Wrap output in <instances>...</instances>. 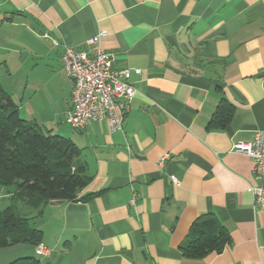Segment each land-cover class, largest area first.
<instances>
[{
	"label": "crops",
	"instance_id": "crops-1",
	"mask_svg": "<svg viewBox=\"0 0 264 264\" xmlns=\"http://www.w3.org/2000/svg\"><path fill=\"white\" fill-rule=\"evenodd\" d=\"M101 32L136 90L115 132L65 119L73 80L61 54L92 51L86 41ZM0 80L24 119L82 149L89 177L75 200H52L32 220L48 254L20 243L0 248V264H264L253 160L232 149L264 129V0H0ZM222 100L234 106L225 126L212 123ZM203 214L230 242L185 257L180 247Z\"/></svg>",
	"mask_w": 264,
	"mask_h": 264
},
{
	"label": "trees",
	"instance_id": "trees-1",
	"mask_svg": "<svg viewBox=\"0 0 264 264\" xmlns=\"http://www.w3.org/2000/svg\"><path fill=\"white\" fill-rule=\"evenodd\" d=\"M233 111L234 106L222 100L212 123L225 126ZM81 153L72 140L24 119L0 80V185L12 200L6 208L0 207V248L42 242L43 233L32 220L50 201L75 200L86 186V167L78 163ZM230 239L214 214H203L192 223L180 249L185 257L202 258L221 253ZM9 264H40V260L27 256Z\"/></svg>",
	"mask_w": 264,
	"mask_h": 264
},
{
	"label": "built area",
	"instance_id": "built-area-1",
	"mask_svg": "<svg viewBox=\"0 0 264 264\" xmlns=\"http://www.w3.org/2000/svg\"><path fill=\"white\" fill-rule=\"evenodd\" d=\"M104 35L105 32H101L86 41L94 46L92 51L66 46L61 54L63 68L73 80L72 108L66 112L65 119L74 129H83L93 120L106 122L111 132L121 130L136 93L127 80L130 69L115 68L113 54L99 45ZM54 44L59 45L56 40ZM232 149L252 158V173L258 183L251 186L250 191L254 196V208L264 211V129L255 132L249 141L235 142ZM168 158L169 154H165L161 162ZM171 178L179 183L175 176ZM137 200L134 194L130 204L135 205ZM48 251L42 242L36 246L37 254H48Z\"/></svg>",
	"mask_w": 264,
	"mask_h": 264
},
{
	"label": "rangeland",
	"instance_id": "rangeland-1",
	"mask_svg": "<svg viewBox=\"0 0 264 264\" xmlns=\"http://www.w3.org/2000/svg\"><path fill=\"white\" fill-rule=\"evenodd\" d=\"M41 82H43V81L41 80ZM31 84H32V80L29 81V88H31ZM42 92H44V91H42ZM7 191L8 190L6 189V187L0 185V207L1 208H6L7 206H9L12 203V200L9 197V194H7Z\"/></svg>",
	"mask_w": 264,
	"mask_h": 264
}]
</instances>
